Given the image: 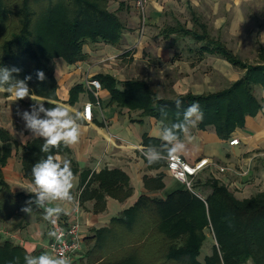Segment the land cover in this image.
Returning a JSON list of instances; mask_svg holds the SVG:
<instances>
[{
	"label": "crops",
	"instance_id": "1",
	"mask_svg": "<svg viewBox=\"0 0 264 264\" xmlns=\"http://www.w3.org/2000/svg\"><path fill=\"white\" fill-rule=\"evenodd\" d=\"M109 7L119 12L126 27L121 43L86 44L83 46L85 58L73 64L56 60L53 73L57 100L33 95L38 101L61 104L73 113L83 114L84 106L92 104V121L86 118L79 121L82 128L79 143L58 154L79 169L73 182L74 200L61 203L65 212L57 220V225L62 227L79 225L81 249L74 255L75 264H96L99 254L107 256L119 248L116 239L121 237V231L114 222L140 196L165 199L170 193L186 188L165 165L151 168L143 155V149L152 145L143 139L156 138L161 122L144 114L141 108L111 99L109 88L103 84L98 102L95 101L85 87L86 79L100 80L109 75L120 91L125 88V82L138 80L147 84L159 99L174 100L187 93L223 91L245 75L246 68L234 65L215 52L218 45L230 50L240 63L264 64V0H147L144 22L134 8V0H109ZM78 85L82 89L77 102L71 104L68 102L71 90ZM256 89L262 95L258 97L261 111L247 117L244 126L226 140L218 137L213 126L197 127L199 121L181 138L186 151L180 156L189 163L201 158H208L211 163L195 180L215 176L240 199L264 191V89ZM0 92V126L11 133L19 147L13 149L2 174L13 195L32 196L20 186L30 183L23 176L21 154L22 146L37 137L25 128L17 112L30 110L35 101L31 96L15 101L6 90ZM233 139L239 140V144L230 145ZM103 169L126 173L132 194L123 201L107 196L104 210L95 212L94 200L88 197L81 200L86 185V182L82 184V173ZM157 177L162 178V188L145 186V178ZM198 192L208 194L209 189L199 185ZM27 200L20 203L22 208ZM32 207L31 215L21 210L8 222L0 221V244L12 239L31 250L33 256L42 252L54 255L48 248L53 239L49 233L54 226L43 218V209ZM104 247L109 250H103ZM210 252L208 249L207 253Z\"/></svg>",
	"mask_w": 264,
	"mask_h": 264
},
{
	"label": "trees",
	"instance_id": "2",
	"mask_svg": "<svg viewBox=\"0 0 264 264\" xmlns=\"http://www.w3.org/2000/svg\"><path fill=\"white\" fill-rule=\"evenodd\" d=\"M126 29L119 12L110 10L109 0H0V68L17 67V79L27 81L32 95L48 101L57 100L55 61L68 64L83 60L86 44L109 43L119 45ZM216 53L246 68L245 75L229 88L208 94L187 93L177 99H157L156 94L141 81L125 82L120 91L109 75L100 77L109 88L111 99L130 107L143 109L163 126H170L183 117L185 109L198 103L203 119L197 127H215L220 139L226 140L237 128L243 127L247 117L256 116L262 103L255 93L264 89V64L246 65L219 45ZM37 70L46 79L39 81ZM82 87L71 90L69 103L75 104ZM46 107L55 106L45 102ZM164 107L167 116L160 108ZM182 138V134L181 137ZM144 143L161 144L159 139H143ZM43 138H36L22 147L23 176L32 181V166L47 154L41 151ZM14 148H19L8 130L0 126V221L8 222L22 209L20 203L31 195H13L6 183L2 168ZM68 149L63 144L51 154ZM166 166V161L149 164L151 168ZM74 177L77 166L71 165ZM162 178H145V186L162 188ZM86 182L81 200H94L95 212L104 210L107 196L120 201L132 194L129 178L118 169H103L96 173H82ZM81 184V185H82ZM194 192L187 188L170 193L165 199L140 196L137 203L114 222L121 237L116 239L112 254H99L96 264H264V191L247 198H237L217 177L194 180ZM199 185L207 186L208 194L200 195ZM111 230V229H110ZM105 232V230H104ZM213 239L211 252L201 256L207 237ZM26 249L12 239L0 244V264H25Z\"/></svg>",
	"mask_w": 264,
	"mask_h": 264
},
{
	"label": "clouds",
	"instance_id": "3",
	"mask_svg": "<svg viewBox=\"0 0 264 264\" xmlns=\"http://www.w3.org/2000/svg\"><path fill=\"white\" fill-rule=\"evenodd\" d=\"M20 71L21 69L17 67L0 68V90H6L15 98V101L29 96L35 101L30 106V110H18L17 114L25 122V128L33 136L43 138L44 143L41 145V151L47 154L32 166V181L26 185H20L28 193L33 194L21 210L31 215L32 206L35 205L36 208L44 210L43 218L55 227L59 216L65 212L61 203L74 200L72 189L75 178L71 162L62 159L58 154H51V150L58 149L61 144L71 148L79 143L82 135L79 121L87 118L88 109L86 108L81 114L73 113L61 104L46 107L45 102L36 100L31 93L27 83L32 79L31 75L24 79H17L13 76V73ZM36 77L41 82L46 79L42 70H37ZM175 104L179 108L182 101L177 99ZM160 112L163 116H167L164 107L160 108ZM202 119L203 113L198 103L188 106L183 112L181 120L170 126H163L156 134V138L161 141L159 146L150 145L143 149V155L147 162L155 164L165 159L172 160L184 153L186 145L180 138L181 134L187 136L190 129ZM49 235L59 239L57 231H51ZM24 261L25 264H71L70 259L63 254L52 255L42 252L38 256H33L31 250L28 249H26Z\"/></svg>",
	"mask_w": 264,
	"mask_h": 264
},
{
	"label": "built area",
	"instance_id": "4",
	"mask_svg": "<svg viewBox=\"0 0 264 264\" xmlns=\"http://www.w3.org/2000/svg\"><path fill=\"white\" fill-rule=\"evenodd\" d=\"M134 5L136 10L140 12L142 17V22L146 20V5L147 0H134ZM85 87L87 90L95 97V101L98 102V92L102 88L101 83L98 79H86ZM88 109V116L86 120L92 121V104H86L83 109ZM239 140L233 139L230 141V145H238ZM166 169L171 173V175L180 181L187 189L194 192V180L198 175L209 165H211L208 158L198 159L195 163H189L184 157L178 156L172 160L165 159ZM221 172L225 171L224 168L217 167ZM77 204V209H79V204ZM52 231H57L59 239L53 237L48 248L54 255L63 254L67 256L71 264L73 262L74 255L81 249V237L79 233V225L77 223L68 224L66 227L56 225Z\"/></svg>",
	"mask_w": 264,
	"mask_h": 264
},
{
	"label": "rangeland",
	"instance_id": "5",
	"mask_svg": "<svg viewBox=\"0 0 264 264\" xmlns=\"http://www.w3.org/2000/svg\"><path fill=\"white\" fill-rule=\"evenodd\" d=\"M134 8L136 9V7H134ZM255 93H256V95H258L259 98L262 97V95H261V93H259V91H258V94H257V89L255 90ZM0 94H1V92H0ZM212 242H213L212 237L211 236L207 237V239L204 242L205 244L203 246V250H202L201 256H203L204 254H207L208 249H211ZM103 250H109V249L107 247H104ZM103 253H105V252H103ZM96 254H98V252H96ZM247 264H253V263L249 261Z\"/></svg>",
	"mask_w": 264,
	"mask_h": 264
}]
</instances>
